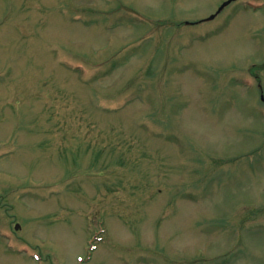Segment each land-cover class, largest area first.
Here are the masks:
<instances>
[{
    "label": "rangeland",
    "instance_id": "obj_1",
    "mask_svg": "<svg viewBox=\"0 0 264 264\" xmlns=\"http://www.w3.org/2000/svg\"><path fill=\"white\" fill-rule=\"evenodd\" d=\"M226 1L0 0V264H264V0Z\"/></svg>",
    "mask_w": 264,
    "mask_h": 264
},
{
    "label": "water",
    "instance_id": "obj_2",
    "mask_svg": "<svg viewBox=\"0 0 264 264\" xmlns=\"http://www.w3.org/2000/svg\"><path fill=\"white\" fill-rule=\"evenodd\" d=\"M231 1H232V0H230V1L226 2V3H224V4L222 5V7L220 8L219 12H220V11H221L226 5H228L229 3H231ZM213 18H214V16L211 17V19H213ZM17 228H19V226H17Z\"/></svg>",
    "mask_w": 264,
    "mask_h": 264
}]
</instances>
